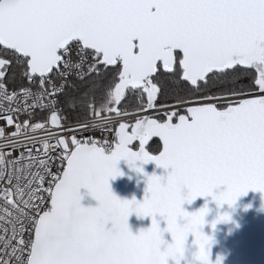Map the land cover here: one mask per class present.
I'll use <instances>...</instances> for the list:
<instances>
[{
	"label": "snow or ice",
	"instance_id": "1",
	"mask_svg": "<svg viewBox=\"0 0 264 264\" xmlns=\"http://www.w3.org/2000/svg\"><path fill=\"white\" fill-rule=\"evenodd\" d=\"M121 160L171 171L121 200ZM249 191L264 194V0H0V264H186L171 252L189 236L212 264L207 201L184 205ZM132 214L151 226L133 235Z\"/></svg>",
	"mask_w": 264,
	"mask_h": 264
},
{
	"label": "water",
	"instance_id": "2",
	"mask_svg": "<svg viewBox=\"0 0 264 264\" xmlns=\"http://www.w3.org/2000/svg\"><path fill=\"white\" fill-rule=\"evenodd\" d=\"M135 166H141L143 174L134 171L125 161H119L117 167L123 175L109 181L113 194L121 200L135 198L137 202H142L145 195L147 176L155 174L163 178L171 171V169L158 168L151 162L140 165V162L137 161ZM80 195L82 196L81 206L96 207L97 202L87 195L85 189H80ZM262 195L264 194L258 191H249L245 196L238 199L236 211L233 213V220L239 224L238 228L234 227L233 224H220L217 225V229L213 233V230L206 225L205 234L212 235L215 241L210 249L212 264H215L218 257L222 258V264H264ZM206 201L207 206L212 209L209 217L206 218L210 221L216 213L215 204L210 197L197 198L191 205L185 204L184 208L186 211L194 212L203 207ZM157 219L161 229H163L166 226L164 221L160 220L159 217ZM128 224L132 234L136 235L151 226V217L138 218L135 214H132L129 217ZM163 239L170 243V234L164 233ZM188 243L191 246V238H189Z\"/></svg>",
	"mask_w": 264,
	"mask_h": 264
},
{
	"label": "clouds",
	"instance_id": "3",
	"mask_svg": "<svg viewBox=\"0 0 264 264\" xmlns=\"http://www.w3.org/2000/svg\"><path fill=\"white\" fill-rule=\"evenodd\" d=\"M238 199L234 202V204L231 207L225 204L222 207L218 208L217 205L214 203L215 208H216V213H215L214 218H212L210 221L206 219L207 217H209L210 213L212 212V209L208 207V211L203 217L204 223H203V228L201 229V231H202L203 237L210 238V249L213 246L215 241L212 235L205 234L204 229L206 225H208L213 230V233L216 231L217 225H220V224H223V225L233 224L234 227L238 228L239 224L234 222L233 220V213L236 211ZM224 206H227V207L225 208ZM261 214H264V195H262V201H261ZM224 216H227V219L225 220L219 219L220 217H224ZM190 223H191L190 220L187 218H177L176 220V225L181 231H190ZM214 223H215V227L213 228L212 225ZM159 226H160V223H159ZM189 238H191V246H189V243H188L189 239H188L187 244H181L176 249L172 250L171 254L184 259L186 261V264H194V258L197 255L198 249L194 244H192V240L195 239V237L189 236ZM161 250H163V245L161 246ZM221 264H222V258H221Z\"/></svg>",
	"mask_w": 264,
	"mask_h": 264
},
{
	"label": "built area",
	"instance_id": "4",
	"mask_svg": "<svg viewBox=\"0 0 264 264\" xmlns=\"http://www.w3.org/2000/svg\"><path fill=\"white\" fill-rule=\"evenodd\" d=\"M85 135L91 136L96 139H100L101 137V133L99 131L89 132V133H86ZM99 146L102 148L105 154H109L113 150L111 143L101 144Z\"/></svg>",
	"mask_w": 264,
	"mask_h": 264
}]
</instances>
